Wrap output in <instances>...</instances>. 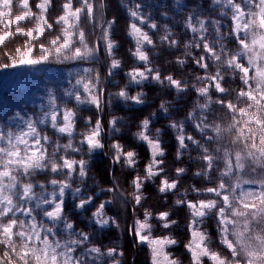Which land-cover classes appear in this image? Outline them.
Here are the masks:
<instances>
[{"label": "snow or ice", "instance_id": "6c2138e0", "mask_svg": "<svg viewBox=\"0 0 264 264\" xmlns=\"http://www.w3.org/2000/svg\"><path fill=\"white\" fill-rule=\"evenodd\" d=\"M78 2L80 6L74 7L73 0H65L62 5L63 14L54 22H49L46 14L54 5V0H39L35 4L39 10L38 15L33 13L30 0H19L21 14L17 15H13L14 0H0V24L5 29L0 31V46H6V41L16 35L26 37L23 47L17 48L15 55L8 56L10 65L4 64L3 67L37 65L52 56L59 62L94 60L98 48L89 47L86 33L80 24L82 15L95 23V6L92 0ZM211 4L212 13L228 18L226 32L223 30V21L211 13L204 15L193 11L184 21L185 28L193 34L192 39L184 44L185 55L191 56L190 49L193 47L201 50L198 56H192V60L204 70V75L196 79L207 81L204 86L196 88L199 96L205 98V103L198 105L200 117L195 127L201 132L205 143L202 144L193 136H186L182 124L173 122L171 127L178 132L177 159L181 155L179 149L187 148L186 141H191L201 149L200 159L204 162L202 170L195 175L203 176L211 182L210 174L217 173L216 183L205 188L193 185L190 189L197 197L204 193L211 194V197L189 199V190H185L174 203L186 208L189 213L186 218L188 238L183 245L189 264H264V0H211ZM142 7V4L133 0L129 15L139 23L129 24V35L134 37L136 43L132 55L147 65L150 60L145 46L153 45V40L140 24L147 23L151 29H156L157 24L149 22L148 16L141 12ZM5 18H8L7 21ZM29 19L35 20L34 27L25 29L20 26L21 22ZM106 23L102 39L111 56L117 47L110 37V29L115 20ZM54 24L60 26L59 33L48 40L47 45L34 43L40 41L47 31L53 30ZM12 25H16L14 30ZM165 33L161 41L167 42L170 47L178 46L179 42L172 38L167 25ZM37 47L40 54L33 58L31 54ZM208 61L212 62L215 72L209 71ZM177 63L184 66L186 61L178 58ZM119 66L120 61L112 59L109 75L112 69ZM84 71L91 73L92 70ZM128 76L136 83L149 77L161 83L166 80L178 91L187 87V81L175 79L172 75L162 80L158 69L147 66L143 70L133 68ZM228 78L232 82L239 81L238 86L231 89L234 92L233 99L228 98L230 88L224 87L229 84ZM98 81V74L95 78L81 76L64 95L74 98L77 105L90 103L99 108L100 97L93 91ZM210 89L222 95L213 100ZM117 95L137 103L141 102L142 97V94L129 97L124 90ZM49 97V110L43 112L42 118L24 120L17 113V117L23 120V127L18 130L0 129V246H3L0 264H89V258L92 264H96L104 256L112 258L114 264H119L115 257L123 253H117L115 248L104 252L99 246L89 247V234L83 230L78 231L66 215V189H72L74 197L79 200L75 208L87 210L86 206L94 204V201L92 196H85L79 186L73 189L71 182L74 173L83 182L88 174V162L59 155L62 149L73 153L82 151V147L74 146L71 139L76 128V112L68 107L61 109L56 103L55 93L50 91ZM213 103L220 105L230 115L231 123L226 129L206 123L208 117L205 113ZM161 108L167 111L164 104H161ZM189 117L195 118L192 113H189ZM47 123L56 132L67 135L68 143L53 142L43 133L38 125ZM91 123L89 118L87 130L81 133L80 140V145H86L89 153L104 147L101 143L103 129L100 120L97 119L88 128L87 125ZM110 123L115 125L116 120ZM149 125L150 120L144 119L140 131L135 133L138 139L148 144L151 151L143 178L137 175L132 181L135 189L133 199L141 206V202L146 199L141 191L145 180L159 178L158 191L176 195L180 177L186 171L184 168H176V177H167L162 167L165 152L159 139L160 130L157 129L155 135H152ZM208 130L214 135H209ZM223 131L234 132L231 143L242 145L239 151L232 152L220 146L210 150L209 146L218 141ZM111 147L115 163L123 162L129 167L136 165L137 153L134 150L126 151L119 143ZM221 160L223 167L219 168L217 162ZM49 174L64 178L49 179ZM38 175H42L43 179H36ZM245 175L249 178L244 179ZM118 187L114 184V187L104 191L114 192ZM120 195L123 196V193ZM108 203L111 201L101 202L92 213V218L101 224L108 223L104 218V209ZM152 216V212L145 210L143 219L134 221L132 234L140 243L148 244L152 264H181L170 250V246L177 245L178 240L170 234L153 235ZM208 220L215 224L223 252L211 246L212 238L206 228L202 227ZM157 224L169 232L173 226L178 227L169 211L158 213Z\"/></svg>", "mask_w": 264, "mask_h": 264}, {"label": "trees", "instance_id": "16d2710c", "mask_svg": "<svg viewBox=\"0 0 264 264\" xmlns=\"http://www.w3.org/2000/svg\"><path fill=\"white\" fill-rule=\"evenodd\" d=\"M60 0H54V5L52 9L55 8L56 11H59L60 8L57 3ZM94 3V13H95V23L88 21L87 19L83 20V30L87 34V42L89 47L98 48V51L95 52L94 60H81V61H64L61 62L62 68L64 71L71 75V88L66 84L63 75L52 73L48 69L46 72H41V76L45 85L55 93L57 97L56 103L58 106H71L80 112H89L91 111V104L84 103L77 105L74 98H69L64 95L66 90H71L75 85V80L78 76H84L86 78H95L97 74L99 75L98 88L100 90L103 89V95L101 97V123L103 129V149L101 151H92L88 152L87 146L80 145V140L82 136L80 134V130L75 129L73 136L71 137L72 143L74 146L82 147V151L79 153H73L71 150L68 152H64L63 149L59 153V155H73L77 158H83L85 160L90 161V168H95V173L99 176L100 185L105 184L110 188L118 185V189L111 193L112 195V205L111 211L117 216L121 214V224L118 222L119 230L113 228H102L98 226H94L92 224V219L90 214L92 213L93 205H87L85 209H81L80 211L73 210V205L70 201V195H66L64 198L65 201V210H69V214L74 216L76 229L83 230L85 232H94L98 233L100 239L96 241L94 238H90L89 247L92 245L99 246L102 251H105L109 248H115L119 252L123 253V255L117 256L122 264H149L148 263V252L145 247H139L135 244V239L133 238V234L131 232L133 218L137 216L138 211L142 208L143 211L148 210L153 214L161 211H169L172 214V219L176 220L178 223L177 226H173V230L169 232V230H164L162 228H158V234L153 232V235H172L173 238L178 240V244L175 245V250L178 252L180 250V254H178V259L181 262H185V257L187 256L184 252V243L187 242L186 237V218L188 216L187 209L182 208V206L175 205V201L180 198V192L185 193V190H189L187 192V198H204L211 197V194L204 193L201 196L197 197L196 193L190 191L193 185L205 188L211 187L216 183V175L217 173H211V182L209 179L203 176H196L195 173L197 171L202 170L204 166V162L200 159L201 152L197 149V145H193L189 150L183 152L180 155L179 159H177V144L175 141V136L171 130V128L167 125L172 122H181L184 123L186 133H189L194 139L200 141L202 144L205 143L201 132L199 135L195 134V130L192 129L191 119L189 118V113L193 112L196 109V104L198 102V98L195 95L194 88L191 90L189 87L192 82H194V75H200L201 72L197 71V69L193 68L192 61L187 58L184 66H180L177 61L175 62L177 55L175 54L178 49H175V53L171 52L170 49H164L159 47V44H155L152 48L148 50L150 53V58L155 65V68L158 69L161 73V77H166L168 75H172L173 78L187 81V89L183 92L182 97L180 99H175L174 90H171L164 86H157L155 84L142 85L136 88H128L130 94H135L136 91L144 92L141 99L146 101L144 105L136 108H128L123 106L117 99L116 94L119 89H121L123 82H117L114 84H110L107 80L108 70H109V57L106 53L105 46L101 41V27L106 20L107 12L106 7L104 6L109 3V0H92ZM78 3V1H77ZM101 4L103 5L101 7ZM211 0H183V5L178 6L177 9L171 12L172 17L163 21V23L168 24L173 32H175V36L173 38H177L180 42L178 46L181 44L184 38L189 37V34L183 32L180 28H178L177 21L179 20V14L181 12L186 13L190 12L193 9L200 8L201 12L206 15V12H211L210 8ZM14 5H19V0H14ZM57 5V6H56ZM209 13H207L208 15ZM83 16V15H82ZM84 18V16H83ZM224 28L223 30L227 31V19H222ZM180 22V21H179ZM182 27V26H181ZM59 28V26H58ZM156 33V31H155ZM120 35V34H119ZM157 43V42H156ZM120 51V47H119ZM167 58H166V57ZM185 58L187 56H184ZM178 58V57H177ZM88 66V69H91V73L81 72L79 67L81 65ZM125 66H128V62L125 63ZM126 69V68H124ZM193 73V74H192ZM95 74V76H94ZM227 78V77H226ZM229 79V84H225L224 87L235 89L238 86L239 81L232 82ZM127 89V88H126ZM111 90V91H110ZM23 88H20L21 95L18 97L20 104L27 108L29 111H33L34 116L33 120H37L43 117V112L49 110L47 106L43 105V101L37 99L36 97L29 95L24 92ZM110 91V94L109 92ZM215 94L213 93V96ZM184 96V98H183ZM116 98V100L114 99ZM218 96L215 97V99ZM229 99L234 98V92L228 96ZM161 104H164L167 108V111L161 108ZM92 114L96 113L93 109ZM130 112L136 113V115L131 114ZM165 113V114H164ZM208 117L206 123L209 125H219L222 129H226L228 125L231 123L230 115L227 114L224 110L221 109L220 105L213 103L210 109L205 113ZM164 115V116H163ZM116 120L115 123V132L118 129L119 132L114 133V129H110V120ZM142 118H147L151 121V125L154 129L160 130V141L163 149L165 150L164 164L163 168L167 177L169 179L175 178L176 168H184L186 169L185 173H183L180 177L178 183V191L176 195L172 193L168 194H160L158 191V181L159 179H154L153 183L147 181L144 183V196L146 199L142 201V206L140 208L133 206L132 201V188L129 186V182L132 179V174L123 167L121 163H113L114 150L111 145L113 143H119L123 145L126 151L134 150L138 152L140 148H143L141 145L136 144L134 142V132L135 128H138V123ZM6 124L7 129L18 130L15 125ZM39 128L43 129V133L51 134V140L53 142L59 141L60 144H67L69 137L64 134H60L55 131V129L50 128L49 123L38 125ZM117 128V129H116ZM209 135H214L211 130H208ZM234 137V132L223 131L221 133L218 141L213 142L209 147L210 150L217 146L221 148H228L230 151L235 152L239 151L242 145H234L231 143ZM51 147L49 151L51 152ZM186 154V155H185ZM220 155H223V151H221ZM147 155L142 156L139 153V162L140 164L146 163ZM218 167H223V161L217 162ZM175 173V174H174ZM48 178H56L63 179V176H57L55 174H49ZM244 179H248L249 177L245 175ZM36 179H43L42 175H38ZM104 186V185H102ZM39 189H37L38 191ZM52 188L49 186V191ZM123 193V196L120 195ZM120 212V214L118 213ZM130 218V220H129ZM206 228L209 232L212 241L211 246L217 250L223 252V247L219 244L217 240L215 224L213 221L208 220L206 224L202 226ZM102 238V239H101ZM172 252V250H171ZM94 256L95 254H91ZM116 259V258H115ZM0 260H2V255L0 256ZM112 261V258L104 256L99 258L96 264H109ZM89 264H92L91 258H89Z\"/></svg>", "mask_w": 264, "mask_h": 264}, {"label": "rangeland", "instance_id": "374dc122", "mask_svg": "<svg viewBox=\"0 0 264 264\" xmlns=\"http://www.w3.org/2000/svg\"><path fill=\"white\" fill-rule=\"evenodd\" d=\"M77 1L78 0H73L74 7H79L80 6L79 2L77 3ZM64 2H65V0H60L59 3H57L59 8H60L59 11H56L55 8L52 9V7L49 9V12L46 14L48 16V18H49V22H54L55 19L59 15L63 14L62 5H63ZM134 2L142 4L143 7L141 8V12L148 16L149 22H154V23L157 24V28L156 29L149 28L147 26V23L140 24V27H142L143 30L146 31L148 33V35L153 40V45H146L145 46V51L147 52V54L149 56V60H150V63H148L147 65H145L144 62L138 60L135 56L132 55V52L135 50L136 43H135L134 37L129 35V24L132 23V22L139 23V21L133 20V18L130 17V15H129V8L132 6L133 0H109L108 5L107 4L105 5V3H104V6L106 7L107 17H106V20H105V22L103 23V25L101 27L102 28L101 29V34H100L101 41H102V44H104V46H105V42L102 39V36H103V28L107 27L106 21L115 20V24L110 29V37H111V39H113L115 41V44L117 45V47L114 48L113 54L111 56L108 54V52L106 50V46H105L106 53L108 54V57H109V67L108 68H110L112 59H117V60L120 61V66L118 68H116V69H112V74L111 75H109V70H108L107 80L109 81L110 84L111 83L114 84V83H117V82H120V81L123 82V84H125L114 95H116L118 101L125 107H128V108L140 107V106L146 104L145 103L146 101L141 99V102L137 103V102H135V101H133L131 99L122 98V97H120L117 94L121 90H124V91L127 92L129 97L136 96L137 94H142L143 95L144 92H141V91H136L135 94L134 93L130 94L128 88H132L133 89V88L140 87V86H142L144 84L146 85L147 83H149V84H155L157 86H164V87H167V88H169L171 90H174L175 99H180L182 97L183 92L186 91L187 87H185L182 91H178L176 88L170 86L166 80H164L163 83H161V82H158L156 80L151 79V77H149V79H147V80H142L139 83H136V82H132L130 80V77L128 76V73L133 68H137V69L143 70V68L145 66L153 68L155 70L156 69L155 65L153 64V61L150 58L151 55L148 52V50L150 48H152L155 44H159V47H162V48L167 49V50L170 49L171 52H174L175 49H178V50L180 49L176 53L174 52L177 55V57L181 58V59L184 58L185 60L187 58H189L192 61L193 68H195V69H197V71L201 72V74L197 75V76H203L204 75V70L200 69L199 67H197L195 65V63L193 62V60H192V56H198L200 54L201 50L193 47V48L190 49V52H191L192 55L188 56V55H185V51L186 50L184 48V44L188 43L192 39V35H193L184 26L185 18L188 16V14L190 12H193V11L201 12V10H200V8H196V9L191 10L190 12H186V13L181 12L178 15L179 16V18H178L179 20L177 21V24H179V25H177V26L183 32L188 33L189 37L183 39V41L181 43L183 45L170 47L167 42H162L161 41V37L166 34L165 33V25H167V27L171 30V35L172 36H175V32L176 31L173 32L171 27L168 24L163 23V21H165V20H167V19L172 17L171 12L175 11L178 6L183 5V0H134ZM37 3H39V0H30V5L32 6V11H33V13L35 15L39 14V10L35 8V4H37ZM210 8L212 9V4H210ZM207 13H211L212 15L216 16V18H218V19H221V20L222 19H227L228 20V18H226V17H219L216 13L206 12V15H207ZM17 14H21L20 6L19 5H16V6L14 5V7H13V15H17ZM5 19L7 21L8 18H5ZM85 19L86 18L85 17L83 18V16H82V21L85 20ZM35 23L36 22H35L34 19H29V20L21 22L20 26L24 27L25 29H29V28L34 27ZM15 27H16V25H12L13 30L15 29ZM82 27H83V23L80 24V28L81 29H83ZM4 30L5 29H4L3 24H0V31H4ZM155 31H156V33H155ZM58 33H59V28H58L57 25L54 24L53 30L47 31L45 33V35L40 38V41H38V42L34 41V43H37V44L38 43H45V45H47V41L52 39V38H54V36L57 35ZM86 36H87V34H86ZM25 39H26V37H24L22 35H16V36L10 38L8 41H6V46H0V129H5L6 128V124L15 125L16 128L23 127V120L20 119L19 117H17V113H19L20 117H23L24 120H26V119H32L33 120V116H34L33 111H29L27 108L23 107L20 104V102H19V98L18 97L21 95V92H19L20 88H23L25 90L24 91L25 93H27L29 95H32V96L36 97L37 99L43 101V105L47 106L49 108V98H50L49 97V93H50L51 90L45 85V83L43 81V78L41 76V72L42 71L46 72L47 69H48L52 73H57V74L63 75L66 84L70 88L72 87L71 84H70L71 75L64 71V69L62 68L61 62H59L57 60V58H55V56H52V57L49 58L48 61L42 62V63L37 64V65H17L15 67H13V66L3 67L4 64H9L10 65V60L8 59V56L15 55L16 54L15 50L17 48L23 47ZM86 39H87V37H86ZM173 39H176L179 42V40L176 37L173 38ZM178 44H180V42ZM119 47H120V51H119ZM39 54H40V52H39V49L37 47V49L31 55H32L33 58H36V57L39 56ZM184 56H187V57L185 58ZM177 57H175L176 58L175 62L178 59ZM126 62H128V66L127 67L125 66ZM208 63L210 65L209 71L210 72H215V68L211 66L212 62L208 61ZM124 68H126V69H124ZM84 69H88V66L83 64V65H81L79 67V70L81 72H83ZM94 76H95V74H94ZM197 76L194 75V80H193L194 82H192L191 86L189 87L191 90L194 88L195 95L198 98V102L196 104V109L193 112H191L193 117H195V118H190V117L189 118L191 119L192 129L195 130L194 131L195 134L199 135L200 131H199V129H197L195 127V125L199 122V117H200V109H199L198 105L205 103V98L199 96V94L196 92V88L204 86L207 83V81H203V82L198 81L196 79ZM80 78H81V76H78L76 78V80L80 79ZM161 78L163 80L164 77H161ZM93 91L97 92L99 97H100V106H99V108H97L96 105L91 104V111H89V112H80V111L76 110L75 108H73L71 106H66V105L59 106L61 109L65 108V107L72 108L76 112V128L75 129L78 130V133H79V130H80V134L87 130L86 123L89 120V118H91V122L92 123L87 125L88 128H90L92 126V124H94L97 119L100 120V117H101V113H102L101 112V108H102V106H101V103H102L101 102V97L103 95L102 94L103 93V89L100 90L98 88V84H97V87L95 89H93ZM110 91H108L109 94H110ZM209 93L212 96L213 100H215L216 96L222 95L220 93H217L215 91V89H210ZM213 93L215 94L214 96H213ZM183 98H184V96H183ZM114 99L116 100L115 97H114ZM93 109L96 111V113H94V114H92L93 113L92 112ZM130 113L133 114V115H136V113H134V112H130ZM114 119L110 120V122L113 121ZM144 119L145 118H142L140 120V122L138 123V128H135L136 131L134 132V135H133L134 136L133 137L134 138V142L136 144L141 145L143 147V148H140V150H138V152L135 151L137 153L136 165L133 166V167H129L128 165H126L123 162H121V164H123L122 166L125 167L126 170L129 171L132 174V176H131L132 179L129 182V186L132 188V194L135 191V189H134V187L132 185L133 179L137 175H139V176H141L143 178L144 171H145V166L148 164L149 159L151 158V151H150V148H149L148 144L146 142L138 139L137 136L135 135V133L140 131V125H141V122ZM100 122H101V120H100ZM172 123H169L167 125L171 128V130H172V132H173V134L175 136V141H176L177 149H178L179 148V144H178V141L176 139V137L178 135V132H177V129L171 127ZM176 123H179V124L183 125L184 134L186 136H191L189 133L185 132V130L187 128H185L184 123H181L180 121L176 122ZM49 126H50V128H52L50 123H49ZM101 126H102V123H101ZM109 127H110L111 130L114 129L113 130L114 133H117V131L119 132V130L117 128H116L117 130L115 132V126L113 124L110 123ZM149 128L151 129V134L155 135L156 130L158 128L154 129V127L151 125V121H150ZM47 135L50 138H52L51 134H47ZM160 138H161V136H159V139ZM101 143L103 144V130L101 132ZM115 143H116V141H115ZM115 143H113V144H115ZM186 144H187V148L179 149L181 154H183V152H186V150H189L190 147H192L194 145L191 141H186ZM102 149H95L93 151H95V152L96 151H101ZM197 150L199 152H201L200 148H198ZM164 152H165V150H164ZM139 153L142 156H144L145 154L147 155L146 163L144 165L138 163L139 162V159H138ZM67 156L69 158H74V159H77V160L80 159V158H77V157H75L73 155H68L67 154ZM176 157H177V155H176ZM81 159H83V158H81ZM86 161L88 162V174H87V176L84 177L83 178V182H81L80 178L74 173L73 174V180L71 181L72 182V188L74 189L75 187L79 186L80 189H81V192L85 196H92L94 204H92V203L89 204V205H93V207H92L93 209L91 211L92 213L96 210V206H98L101 202L111 201V203L106 204V207L104 209V212H105V217L104 218L108 220V223H106V224L99 223L97 220L92 218V213L90 214V217L92 219V224L94 226H98V227H102V228H109V227L113 228V227H115L116 230H119L118 222L121 224V221H122L121 214L118 211L120 216H118V220H117V216L111 211L112 210L111 209V205H112V202H113L112 201V195H111L112 192L104 191V190H106V189H108L110 187L108 185H106V183L102 184L104 186L100 185L101 183L99 181V176L95 173L96 169L95 168L89 169L90 165H91L90 161L89 160H86ZM112 162L115 163L114 159H113ZM164 172H165V170H164ZM175 173H176V171H175ZM154 179H159V178H153V179H150V180H145L144 183L147 182V181L153 183ZM159 182H160V180L158 181V183ZM158 187H159V185H158ZM141 191L144 194V192H145L144 188ZM132 194H131V197H132V201H133V206L134 207L136 206V207L140 208L141 205L136 204L135 200L133 199V195ZM160 194H162V193H160ZM180 194H183V192H180ZM66 195H70V201H71V203L73 205V210L80 211L81 210L80 208H75L74 207V205L76 203H79V200L74 197L72 189H66L65 196ZM65 196H64V198H65ZM138 212L139 213L137 214V216H135L133 218L132 225L134 224L135 220L143 219L145 211H143L142 208H141ZM158 213L159 212H157L156 214H153V216L151 218V223L153 224V232L154 233L158 232V228L157 227L162 228L159 224H157ZM187 214L189 215L188 211H187ZM17 215H19V213ZM66 215L70 218V220L72 221V223L74 224V226L76 228V223H75L74 216L69 214V210L66 211ZM129 220H130V218H129ZM186 225H187V219H186ZM88 234H89L90 238H94L96 241H98L100 239L98 233L96 234L94 232H91V233L88 232ZM156 234H158V233H156ZM186 237H187V232H186ZM133 238L135 239L136 246L145 247L146 248V251L148 252V254H147L148 255V263L152 264L151 249L148 246V244L147 243H140L138 241V239L134 235H133ZM217 240L219 242L218 236H217ZM174 248H175V245L174 246H170V250H172L173 256L175 258H177L178 254H180V250L177 252ZM106 251H107V249L104 252H106ZM184 252H185V254L187 256L185 257V262L182 261L181 264H189L188 254H187L185 249H184ZM2 253H3V246H0V256L2 255ZM117 253H121V251L119 252L117 250ZM117 256H119V255H116V257H115L116 260L119 261V264H122V263H120V260L117 258ZM109 264H114L113 259H112V261H110Z\"/></svg>", "mask_w": 264, "mask_h": 264}]
</instances>
